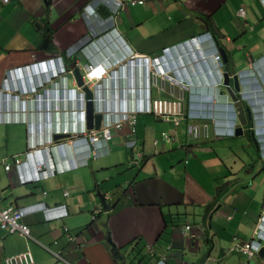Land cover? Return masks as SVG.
I'll return each instance as SVG.
<instances>
[{"label":"crops","instance_id":"obj_1","mask_svg":"<svg viewBox=\"0 0 264 264\" xmlns=\"http://www.w3.org/2000/svg\"><path fill=\"white\" fill-rule=\"evenodd\" d=\"M88 1L0 2V86L7 69L44 59L49 51H64L83 35L87 28L79 13ZM123 1L126 7L119 14L118 29L137 52L157 55L209 26L229 53L231 66L239 70L247 69L250 62L257 63L261 76L246 78L245 93L252 90L258 93L256 89L264 77V62L258 61L264 55L262 0H142L133 6L128 4L129 0ZM239 8L244 9L242 17L237 15ZM45 42L48 47L43 49ZM75 59L84 61L80 53ZM212 93L217 103L222 102L214 85L197 94L210 101ZM261 93L257 95L262 96ZM30 97H23L24 108L17 102L24 121L0 125V206L29 209L25 220L39 242L0 229V264L5 255L26 249L32 252L35 264H51L54 257L42 243L61 250L75 264H119L111 254L113 246L108 236L126 264H146L147 259L156 257L177 264L201 263L206 259L209 264H245L244 256L230 248L235 240L252 236L261 209V206L258 209L259 200L264 196V174L259 177L245 171L254 159L247 150L244 135L211 136L195 142L185 135L184 122L176 127L141 114L137 117L136 130L145 159L140 166L128 165L132 152L119 137L109 142V152L95 157H88L87 145L70 143L60 153L56 147L37 159L25 153L26 136L29 129L38 125L35 117L41 121L47 116L45 106L50 101ZM209 107L207 103L203 109ZM162 131L174 135L175 140L160 141L154 146L153 139ZM14 155L22 160L21 166L15 168L12 164L5 170L4 164ZM42 157L51 158L57 168L51 161L50 170L33 171L31 168ZM69 159L74 161V166L63 171L61 160ZM16 169L28 172L24 178L31 181L20 182ZM258 179L262 182L263 196L253 190ZM224 184L235 188L230 192ZM244 185L249 188L244 189ZM97 186L110 192L117 206L108 214L98 213L92 220L91 210L99 205ZM47 212L56 215L50 218L52 221L47 220ZM184 225H190L189 236L182 234ZM67 228L77 237L75 241L67 240ZM207 237L210 243L206 242ZM147 245L153 247L155 257L145 255ZM141 255L145 260L140 259Z\"/></svg>","mask_w":264,"mask_h":264},{"label":"clouds","instance_id":"obj_2","mask_svg":"<svg viewBox=\"0 0 264 264\" xmlns=\"http://www.w3.org/2000/svg\"><path fill=\"white\" fill-rule=\"evenodd\" d=\"M262 2L264 4V0ZM141 3L142 0L128 1L131 6ZM125 7L126 3L123 0H89L82 6V10L79 13L87 30L75 42L64 51L58 50L53 53L49 51L50 54L44 59L33 60L30 63L6 70L3 83L0 86V125H12L24 121L25 118L21 112L18 113L17 102L19 104L21 102L23 107V97L25 95L31 96L30 98L36 101L41 100L43 102V99L50 101V105L45 106L47 116L41 121H39L40 117H35L34 119L38 125L29 129L26 136L25 153L27 157L33 156L39 159L42 154L47 155L56 147L60 153L70 143L82 147L87 145L88 157H95L103 152H109V142H112L115 137H119L123 146L132 152L128 165L133 167L140 166L145 159V153L138 141L136 122L139 115L148 114L176 127L184 122L185 135L188 139L195 142L208 140L211 136L225 138L244 135L247 139L248 147L251 143L253 144L252 146H256L257 154L256 158H253L254 163H259L260 160L258 158L260 157L264 164V77L261 78V80L263 79L262 84H258L256 89L258 93H261L260 90L263 89L262 96L257 95L258 93H255L254 90H252L254 92L245 93L246 78L255 79V75L261 76L257 63L250 62L247 69L239 70L231 66L229 53L208 24L207 30L192 36L179 45L166 47L157 55L151 56L139 53L132 48L127 38L118 29L119 14ZM237 15L242 17L244 14L241 16L237 11ZM213 29L215 30V28ZM217 31L219 32V30ZM47 47L48 44L43 49ZM220 48H223L227 53V71L229 72L230 68H234L233 73L229 72L231 87L233 88L232 76L237 73L241 90L236 92V95L244 106L247 105L251 109L252 118L247 120L246 125H241L238 117L239 111L233 105V101L226 90V85L223 83L224 62ZM192 50H196V53ZM77 53L82 54L84 61L77 62V59H75ZM258 61L264 62V55ZM188 68L194 70L190 72ZM75 70L80 73L81 84L75 74ZM163 72L176 79L175 86H182L183 88L184 100L181 110L183 116L177 124L171 118L166 119L149 111L151 99L164 97L151 82L152 77H159ZM26 77L31 80L27 81ZM69 79H71V87L68 85ZM202 80L207 84H204ZM211 85L218 88V95L221 97L222 102L217 103L216 96H213L214 93H212L210 101L205 100L203 95L197 94L201 89L208 88ZM87 93L90 95L89 99L87 98ZM88 100H91L93 109L92 127L88 125L86 110V102ZM207 103L210 104L209 109H203ZM96 114L100 115L97 127L94 119ZM116 120H120L121 126L119 128L112 126V129L109 127L110 134L108 138L101 136L96 142H90L89 134L92 130L99 131L109 126L107 122L114 124ZM27 123L29 126L31 125L29 119H27ZM240 126L242 127V134L236 135V129ZM173 140H175L174 135L167 131H162L153 139V144L155 146L160 141L171 143ZM51 161V158L42 157L31 169L35 172L50 170L52 168ZM21 163L22 160L20 161L17 155H14L11 157L10 162L4 164V169H10L12 164L16 165V168L21 166ZM51 163L57 168L53 161ZM6 164L9 165L8 169L5 168ZM73 166L74 161L72 159L61 160L63 171L65 168L69 170V167L73 168ZM262 169L264 170V167ZM26 173L28 172L25 170L17 171L16 169L17 176L21 177L20 182L31 181L24 178ZM127 185H130V182ZM98 192L103 195L106 203L110 205L111 209L109 211L114 209L113 206L117 205L112 202V194L110 192H105L101 187L97 186L95 193L99 205L91 210L92 220H95L96 215L103 211L97 195ZM1 193L0 191V204ZM64 195H67L66 190ZM58 207L64 208L63 206ZM1 208L22 210L23 220L28 225L25 218L29 209L26 207L9 206ZM42 210L45 211V209ZM46 214L48 215V221H52L50 218L56 216L54 212H47ZM29 228L31 237L18 232L10 233L5 231V229H0L5 233L18 234L39 242L38 239L33 237L30 226ZM67 230L68 232L65 233L67 240L69 242L75 241L77 237L71 235L68 228ZM189 232L190 225H184L182 234L189 236ZM109 238L110 236H108ZM245 242H250L252 251L250 256L236 252L233 249L235 243L241 245ZM109 244L113 246V253L111 254L116 258L117 262L126 264L121 258L122 254L114 250V244L111 242ZM41 246L54 257L51 264H54L57 260L53 253L56 251L59 252L63 259L75 264L61 250L49 247L44 243ZM262 246H264V196L252 236L246 240H235L230 249L251 259L255 256L260 258L258 251ZM146 249H144L145 255L149 258L155 257V251L151 245H147ZM141 259L145 260L144 255H141ZM207 260L201 263L196 262V264H209ZM262 260L264 261V259ZM146 261L153 264L175 263L166 262L165 257H156L154 260L147 259Z\"/></svg>","mask_w":264,"mask_h":264},{"label":"built area","instance_id":"obj_3","mask_svg":"<svg viewBox=\"0 0 264 264\" xmlns=\"http://www.w3.org/2000/svg\"><path fill=\"white\" fill-rule=\"evenodd\" d=\"M0 1L2 3H7L9 0ZM238 14L241 16L244 14L242 8L238 9ZM151 82L156 87L157 91L163 94L164 97H156L151 99L149 104V111H152L153 113L166 119L171 118L173 119L174 123L177 124L183 116V112H181L182 102L184 100L182 86H175L176 79H174L166 72H163L159 77H152ZM107 123L109 126H106L99 131H91V133L89 134L90 142H96L101 138V136H103L104 138H108L110 134L109 127L112 129V126L114 128H119L121 126L120 120H116L114 124H111L110 122ZM189 131H191V129H189ZM5 168L8 169L9 165L6 164ZM0 228L5 229V231H8L10 233L18 232L19 234L31 237L30 228L24 222L23 212L20 209L0 207ZM233 249L236 252L246 254L248 256L252 254L250 242H245L241 245L239 243H235ZM53 253L57 259L54 264H71L67 260L63 259L58 251ZM3 264H35V261L30 250H23L17 253L6 255L3 259ZM179 264H196V262L185 261Z\"/></svg>","mask_w":264,"mask_h":264},{"label":"water","instance_id":"obj_4","mask_svg":"<svg viewBox=\"0 0 264 264\" xmlns=\"http://www.w3.org/2000/svg\"><path fill=\"white\" fill-rule=\"evenodd\" d=\"M214 27L215 26H213V28ZM46 46H47L46 43H44L42 45V47H46ZM220 52H221V55H222V60L224 62V67H223L224 80H223V83L226 85V90L228 91V93H229V95H230V97H231V99L233 101V105L239 111L238 117L240 119L241 125H246L247 124V120H250L252 118L251 109L247 105L244 106L242 101L236 95V92H239L241 90V85H240L237 73L233 74V76H232L233 88L231 87L230 80H229V72L233 73L234 72V68H230L229 72L227 71V68H228V65H227V63H228L227 53H226V51L223 48H220ZM75 74L78 77L79 83L81 84L80 73L77 70H75ZM85 90H86V88H85ZM87 98L88 99L90 98L89 93H87ZM86 104H87L86 110H87V117H88V125H89V127H92L93 109H92L91 100H88L86 102ZM94 119H95V126L97 127L99 125L100 115L99 114L94 115ZM235 133H236V135L242 134V127L241 126L237 127ZM97 195H98V197L100 199L103 211H105V212L109 211L111 209L110 205L106 203V201L104 200L103 195L101 193H99V192L97 193ZM108 241H109V239H108ZM258 255L260 256V258L264 259V246H262L259 249Z\"/></svg>","mask_w":264,"mask_h":264},{"label":"rangeland","instance_id":"obj_5","mask_svg":"<svg viewBox=\"0 0 264 264\" xmlns=\"http://www.w3.org/2000/svg\"><path fill=\"white\" fill-rule=\"evenodd\" d=\"M68 85H69V87H71L72 86V83H71V79H69L68 80ZM235 150L237 151V152H239V153H241L240 152V150L239 149H237L236 147H235ZM247 150H248V152L250 153V155L253 157V158H256V154H257V150H256V146H249V147H247ZM258 160H260V162L259 163H257V164H255V163H252L251 165H249L248 167H246L245 169V171H249L250 172V175H253V174H257V175H259V177L260 176H262V174H264V170L262 169V167H264L263 165V163H262V161H261V159H260V157L258 158ZM248 163H251V162H248ZM225 185V187H229L228 188V190L230 191V192H232L233 190H234V188L235 187H231L230 186V184H224ZM243 185V184H242ZM249 187H245L244 189H248ZM261 188H262V182L258 179L257 180V182L255 183V185L253 186V190L254 191H258L261 195H262V191H261ZM263 196V195H262ZM261 202H262V197L260 198V200H259V204H258V209L260 208V206H261ZM222 207H225V206H222ZM209 222H210V220L208 219L207 220V225L209 224ZM243 260H246L244 263L245 264H247V263H249L250 262V264H254L255 262H256V264H259V262H262V264H264V261H262V259L261 258H259V257H254V258H252V259H245L244 257H243ZM252 261V262H251Z\"/></svg>","mask_w":264,"mask_h":264},{"label":"trees","instance_id":"obj_6","mask_svg":"<svg viewBox=\"0 0 264 264\" xmlns=\"http://www.w3.org/2000/svg\"><path fill=\"white\" fill-rule=\"evenodd\" d=\"M244 187H245V185H244ZM116 206H117V205L113 206V208H115ZM108 213H109V212H108ZM108 213H107V214H108ZM205 240H206V242H209V243L211 242V239H210L209 237H207ZM140 259H141V258H140ZM141 260H143V259H141ZM146 264H153V263H151V262H149V261H146Z\"/></svg>","mask_w":264,"mask_h":264},{"label":"flooded vegetation","instance_id":"obj_7","mask_svg":"<svg viewBox=\"0 0 264 264\" xmlns=\"http://www.w3.org/2000/svg\"><path fill=\"white\" fill-rule=\"evenodd\" d=\"M250 146H252L253 144L251 143V144H249Z\"/></svg>","mask_w":264,"mask_h":264}]
</instances>
